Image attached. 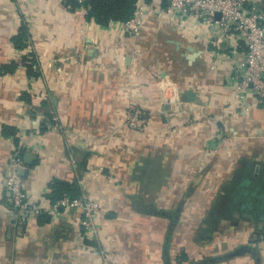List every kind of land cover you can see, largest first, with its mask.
Segmentation results:
<instances>
[{
  "label": "crops",
  "instance_id": "1",
  "mask_svg": "<svg viewBox=\"0 0 264 264\" xmlns=\"http://www.w3.org/2000/svg\"><path fill=\"white\" fill-rule=\"evenodd\" d=\"M88 1L0 0V264H264V106L236 86L245 42L166 0H139L131 36L90 20ZM16 151L33 155L23 177L43 208L24 224L2 186ZM56 181L97 205L91 238L82 208L54 211Z\"/></svg>",
  "mask_w": 264,
  "mask_h": 264
},
{
  "label": "built area",
  "instance_id": "2",
  "mask_svg": "<svg viewBox=\"0 0 264 264\" xmlns=\"http://www.w3.org/2000/svg\"><path fill=\"white\" fill-rule=\"evenodd\" d=\"M79 1V0H77ZM168 12L172 16H193L207 25H219L223 30L234 31L245 42L244 58L239 62L235 79L240 94L252 92L257 104L264 106V12L257 10L254 0H166ZM217 14L220 18L217 19ZM146 15L144 2L137 3L134 16L124 23L125 31L137 35ZM129 122L147 125V110L131 107ZM33 155L26 151L16 153L10 163V171L5 175L2 186L5 202L21 224L30 218L41 217L43 208L29 200L22 170L31 171ZM63 208H82L83 226L86 236L91 238L97 232L98 207L83 193L79 199L64 197L54 204V211ZM104 264H110L105 259Z\"/></svg>",
  "mask_w": 264,
  "mask_h": 264
},
{
  "label": "trees",
  "instance_id": "3",
  "mask_svg": "<svg viewBox=\"0 0 264 264\" xmlns=\"http://www.w3.org/2000/svg\"><path fill=\"white\" fill-rule=\"evenodd\" d=\"M65 3L67 6L72 8L79 6L77 0H65ZM137 3H139V0H89L85 5V8L88 9L87 17L90 20L95 21L101 26H108L111 22L125 23L129 21L136 12ZM27 40L28 31L24 26L21 28L19 35L14 39V44L17 48L24 49L26 47L25 42ZM26 68L29 77L37 78L38 73L35 72L36 69L33 68L32 64L28 62L26 64ZM11 131L13 130L6 127L3 134L5 136H8L9 134L14 135L15 132ZM22 154L23 153L21 152V155ZM52 189L53 193L49 198L53 204L64 197H69L72 200L79 199L84 193V191L78 186L60 181H56L52 185Z\"/></svg>",
  "mask_w": 264,
  "mask_h": 264
},
{
  "label": "water",
  "instance_id": "4",
  "mask_svg": "<svg viewBox=\"0 0 264 264\" xmlns=\"http://www.w3.org/2000/svg\"><path fill=\"white\" fill-rule=\"evenodd\" d=\"M217 18H220V14H217ZM24 170H22L21 174L23 175Z\"/></svg>",
  "mask_w": 264,
  "mask_h": 264
},
{
  "label": "rangeland",
  "instance_id": "5",
  "mask_svg": "<svg viewBox=\"0 0 264 264\" xmlns=\"http://www.w3.org/2000/svg\"><path fill=\"white\" fill-rule=\"evenodd\" d=\"M233 251H234V250H233ZM233 251H230V253H229V254H231V256L233 255V253H232ZM234 253H235V252H234ZM229 254H228V255H229Z\"/></svg>",
  "mask_w": 264,
  "mask_h": 264
}]
</instances>
